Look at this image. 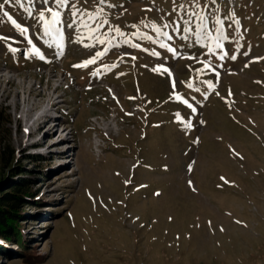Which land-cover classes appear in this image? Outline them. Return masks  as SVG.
<instances>
[{"label":"rangeland","instance_id":"rangeland-1","mask_svg":"<svg viewBox=\"0 0 264 264\" xmlns=\"http://www.w3.org/2000/svg\"><path fill=\"white\" fill-rule=\"evenodd\" d=\"M0 5V264H264V0Z\"/></svg>","mask_w":264,"mask_h":264},{"label":"trees","instance_id":"trees-1","mask_svg":"<svg viewBox=\"0 0 264 264\" xmlns=\"http://www.w3.org/2000/svg\"><path fill=\"white\" fill-rule=\"evenodd\" d=\"M10 156L11 153L8 151V146L3 145L0 147L1 160L7 161ZM31 160H35V158ZM18 173L21 175L20 181L13 183L7 190L0 193V238L8 242L20 240L17 236L18 234H16V223L20 219L19 207L34 203L32 201L34 197V192L32 191L33 180L25 177V170H19ZM5 249L0 245V254H3Z\"/></svg>","mask_w":264,"mask_h":264},{"label":"snow or ice","instance_id":"snow-or-ice-1","mask_svg":"<svg viewBox=\"0 0 264 264\" xmlns=\"http://www.w3.org/2000/svg\"><path fill=\"white\" fill-rule=\"evenodd\" d=\"M56 3L59 4V5H61V6H65L67 4V0H56ZM192 3L193 4H197V0H192ZM0 7H3V5H0ZM46 11L51 13V17H52V21L53 22H55V23H60L61 22L60 21L61 13L58 10H54V9L49 8V9H46ZM77 11H79V10L76 9L73 6V12H72V14L75 15ZM6 15H9V14L6 13ZM40 18L44 21V27H45V29L48 30L49 29V22H48V19L45 16V13L43 11L40 13ZM9 19H12L10 15H9ZM200 19L203 20V19H205V17L203 15H201L200 16ZM12 23L15 24L17 28H21L23 31H26V28H23L22 25L18 24L15 19H12ZM215 23L216 24H219L220 23V20L219 19H216L215 20ZM205 27H207V26L205 25ZM187 30L188 31H191V28L189 27ZM117 31H119V29H117ZM216 32H217V37H212V39H214L217 42V44L219 45L218 35L221 32V29L217 28L216 29ZM165 47H169V45L165 44ZM171 50L174 51V52L176 51L175 49H171ZM35 51L38 54H40L39 53V49H35ZM177 54L179 55V53H177ZM41 58H43V55L42 54H41ZM90 62L91 61H84L82 63H83V65H87ZM208 83H209V86H211V81H209ZM185 103H187V101H185Z\"/></svg>","mask_w":264,"mask_h":264},{"label":"bare ground","instance_id":"bare-ground-1","mask_svg":"<svg viewBox=\"0 0 264 264\" xmlns=\"http://www.w3.org/2000/svg\"><path fill=\"white\" fill-rule=\"evenodd\" d=\"M46 111H43L42 112V116L44 117V116H46ZM47 120L46 119H44L43 121H42V123H40L32 132H36L37 131V129L39 128V127H41V128H43L44 126H46L47 125ZM30 132L31 131H28V133L30 134Z\"/></svg>","mask_w":264,"mask_h":264}]
</instances>
